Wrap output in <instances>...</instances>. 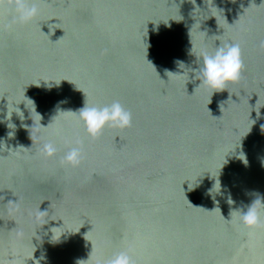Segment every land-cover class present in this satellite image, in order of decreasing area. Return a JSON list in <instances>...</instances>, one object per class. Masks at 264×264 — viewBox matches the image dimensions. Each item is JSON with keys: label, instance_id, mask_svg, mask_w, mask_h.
Instances as JSON below:
<instances>
[{"label": "water", "instance_id": "water-1", "mask_svg": "<svg viewBox=\"0 0 264 264\" xmlns=\"http://www.w3.org/2000/svg\"><path fill=\"white\" fill-rule=\"evenodd\" d=\"M39 8L14 30L0 9V264H105L120 251L136 264H264V228L233 212L264 196V0ZM220 44H239L243 73L212 96L187 70ZM86 100H119L131 126L90 139L61 112ZM48 140L54 158L40 155ZM77 140L81 164L62 166Z\"/></svg>", "mask_w": 264, "mask_h": 264}, {"label": "clouds", "instance_id": "clouds-1", "mask_svg": "<svg viewBox=\"0 0 264 264\" xmlns=\"http://www.w3.org/2000/svg\"><path fill=\"white\" fill-rule=\"evenodd\" d=\"M5 6L14 12L11 21L5 25V28L8 30H14L17 25H28L40 14L39 0H0V9H3ZM176 63L180 67L183 66L181 68L185 67L183 61H177ZM197 64V68L187 70V75L189 77V72H194L193 79L200 82L197 88L203 87L210 90L212 96L217 92L229 91L242 78L243 61L239 44H220L218 47L215 45L212 51L207 50L205 46L199 54V62ZM185 74L184 72L182 75ZM32 103L34 104V101ZM61 112L76 115L79 121L83 123L87 136L93 140L99 138L105 128L110 127L124 130L130 127L133 118L131 111L126 109L119 100L103 106L89 105L86 100L84 106L75 112ZM36 114L41 117L37 112ZM40 127L47 128L42 125ZM59 151L60 148L57 143L54 140H48L44 144L40 155L44 158H54ZM83 158V141L77 140L75 145L71 146L63 154L59 162L62 166L76 168L81 164ZM253 195L256 198L250 205L246 206V210L240 208L233 211L237 214L240 224L250 231L264 228V219H262V215H264V196H261L259 193H253ZM229 202L234 203L231 199H229ZM44 258V255H42L41 259ZM81 262L78 261L77 264H81ZM105 264H136V262L132 259L130 251H120L115 253Z\"/></svg>", "mask_w": 264, "mask_h": 264}]
</instances>
